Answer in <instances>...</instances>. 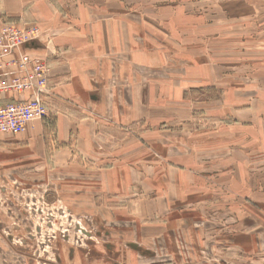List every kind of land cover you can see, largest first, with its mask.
<instances>
[{"label": "rangeland", "instance_id": "rangeland-1", "mask_svg": "<svg viewBox=\"0 0 264 264\" xmlns=\"http://www.w3.org/2000/svg\"><path fill=\"white\" fill-rule=\"evenodd\" d=\"M64 9L1 19L69 72L48 121L0 132V264H264V0Z\"/></svg>", "mask_w": 264, "mask_h": 264}, {"label": "built area", "instance_id": "built-area-1", "mask_svg": "<svg viewBox=\"0 0 264 264\" xmlns=\"http://www.w3.org/2000/svg\"><path fill=\"white\" fill-rule=\"evenodd\" d=\"M38 27L6 23L0 29V132L19 135L50 116L47 99L50 68L43 55L25 51L40 39Z\"/></svg>", "mask_w": 264, "mask_h": 264}, {"label": "crops", "instance_id": "crops-1", "mask_svg": "<svg viewBox=\"0 0 264 264\" xmlns=\"http://www.w3.org/2000/svg\"><path fill=\"white\" fill-rule=\"evenodd\" d=\"M67 1L68 0H0V26L1 19H15L22 17L27 23L39 24L40 27L43 26L56 30V27L63 25V29H66L68 15L65 14L64 7ZM69 17L71 18L70 15ZM18 26L24 28L21 25ZM1 28L2 27H0V29ZM49 35L50 34L45 32L40 39L26 45L25 51L32 55L50 54L49 57L51 60L48 59V65L50 62V65H52V73L49 83L50 86L58 88L56 94L60 97L63 96L61 94H68V91L63 90L65 86H68L64 85V81L67 80L69 68L65 65L64 58H60V54H58L57 57L55 56V49L58 50L61 49V47L58 43V39L50 44L49 40L51 35ZM47 48H50V53ZM55 90L57 89L55 88ZM48 120L45 119L43 122ZM68 120L69 119L66 118H60L57 126V130L59 129V133H63L65 139L66 135H70L71 130V124ZM40 123L38 121L33 125L35 129L37 126H40ZM61 125H63L64 130L60 129ZM84 130H82L81 126L80 135L85 136L86 132H89L87 126L84 127Z\"/></svg>", "mask_w": 264, "mask_h": 264}]
</instances>
